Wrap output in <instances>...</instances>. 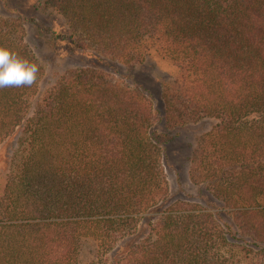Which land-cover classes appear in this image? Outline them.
Here are the masks:
<instances>
[{"label":"trees","instance_id":"16d2710c","mask_svg":"<svg viewBox=\"0 0 264 264\" xmlns=\"http://www.w3.org/2000/svg\"><path fill=\"white\" fill-rule=\"evenodd\" d=\"M43 3L94 60L131 67L155 53L177 73L161 115L142 84L96 64L64 72L38 99L42 69L0 16V46L40 69L31 86L0 88V146L22 149L0 193V264H95L85 247L112 264H240L238 249L264 253V0ZM203 118L216 123L188 176L218 210L170 200L172 137L155 127Z\"/></svg>","mask_w":264,"mask_h":264},{"label":"rangeland","instance_id":"374dc122","mask_svg":"<svg viewBox=\"0 0 264 264\" xmlns=\"http://www.w3.org/2000/svg\"><path fill=\"white\" fill-rule=\"evenodd\" d=\"M43 2L44 0H0V16L19 26L25 44L42 69L38 99L43 98L45 92L64 72L96 64L111 75L129 77L132 82L142 84L153 98L160 115L162 114L161 90L172 82L177 73L169 60L151 53L144 62L131 67L107 59L98 62L74 47L65 33L68 29L66 20L52 7H46ZM215 123L213 119L203 118L173 129L166 126L163 120L156 123L157 133L167 131L172 137L164 149L165 172L171 201L186 200L209 206L213 210L220 209V202L213 198L206 187L193 184L188 176V158L193 147ZM21 150L15 140L5 141L0 146V193L4 188L8 170L17 163ZM82 252L83 259L88 263L112 264L110 254L98 258L91 247L83 248ZM238 252L240 264H264V253L260 251L238 249Z\"/></svg>","mask_w":264,"mask_h":264},{"label":"clouds","instance_id":"9594fccd","mask_svg":"<svg viewBox=\"0 0 264 264\" xmlns=\"http://www.w3.org/2000/svg\"><path fill=\"white\" fill-rule=\"evenodd\" d=\"M39 71L37 63L0 46V88L31 86L37 80Z\"/></svg>","mask_w":264,"mask_h":264}]
</instances>
